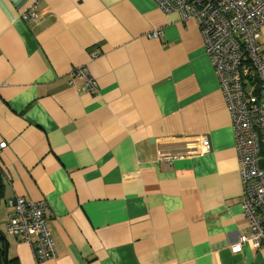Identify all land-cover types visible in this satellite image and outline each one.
Listing matches in <instances>:
<instances>
[{
    "label": "crops",
    "instance_id": "crops-1",
    "mask_svg": "<svg viewBox=\"0 0 264 264\" xmlns=\"http://www.w3.org/2000/svg\"><path fill=\"white\" fill-rule=\"evenodd\" d=\"M217 78L198 20L153 0H0V264H264L231 251L249 221ZM12 196L47 201L51 259L5 230Z\"/></svg>",
    "mask_w": 264,
    "mask_h": 264
},
{
    "label": "built area",
    "instance_id": "built-area-1",
    "mask_svg": "<svg viewBox=\"0 0 264 264\" xmlns=\"http://www.w3.org/2000/svg\"><path fill=\"white\" fill-rule=\"evenodd\" d=\"M153 1L163 13L178 11L183 19L198 20L205 53L211 59L228 104L233 130H237L233 143L244 188L241 209L249 221V231L239 237L231 251L238 252L244 245L261 247L264 245V56L259 29L264 25V0ZM31 15L33 8L29 6L22 17ZM159 34L157 31L149 36ZM72 74L83 80L87 90L94 91L96 82L87 67H79ZM4 146L5 142H0V148ZM197 146L198 153H206L207 138L199 137ZM174 157L168 150L158 151L159 162L171 164ZM9 204L12 215L5 222V230L29 242L36 261L51 259L55 251L47 225V201L12 196Z\"/></svg>",
    "mask_w": 264,
    "mask_h": 264
},
{
    "label": "trees",
    "instance_id": "trees-1",
    "mask_svg": "<svg viewBox=\"0 0 264 264\" xmlns=\"http://www.w3.org/2000/svg\"><path fill=\"white\" fill-rule=\"evenodd\" d=\"M246 63H247L248 65H250V63H249L248 60L246 61ZM248 68L253 70V68H252L251 66H248ZM248 78H249V76H248ZM2 185H3V184H2V181H1V177H0V200H1V198H2V189H3Z\"/></svg>",
    "mask_w": 264,
    "mask_h": 264
},
{
    "label": "rangeland",
    "instance_id": "rangeland-1",
    "mask_svg": "<svg viewBox=\"0 0 264 264\" xmlns=\"http://www.w3.org/2000/svg\"><path fill=\"white\" fill-rule=\"evenodd\" d=\"M260 36V35H259Z\"/></svg>",
    "mask_w": 264,
    "mask_h": 264
}]
</instances>
